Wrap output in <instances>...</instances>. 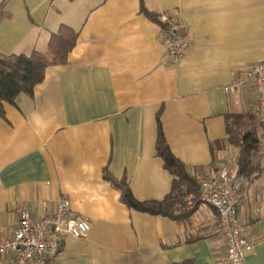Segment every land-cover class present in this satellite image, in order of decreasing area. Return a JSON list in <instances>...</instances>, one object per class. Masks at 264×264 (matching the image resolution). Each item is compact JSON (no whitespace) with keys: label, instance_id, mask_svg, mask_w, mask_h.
<instances>
[{"label":"crops","instance_id":"crops-1","mask_svg":"<svg viewBox=\"0 0 264 264\" xmlns=\"http://www.w3.org/2000/svg\"><path fill=\"white\" fill-rule=\"evenodd\" d=\"M141 2L188 32L179 65ZM3 11L0 54L45 52L61 24L78 38L32 96L4 103L0 237L16 229L21 204L41 216L66 197L90 229L65 237L49 264H218L225 242L210 205L200 201L181 220L152 215L129 208L103 178L104 170L124 178L139 200L169 192L172 177L155 150L160 110L171 153L198 183L220 168L223 153L237 159L228 135L256 129L261 171L247 178L237 214L253 242L245 264H264V125L251 86L223 91L264 58V0H5ZM0 264L11 255L0 254Z\"/></svg>","mask_w":264,"mask_h":264},{"label":"built area","instance_id":"built-area-1","mask_svg":"<svg viewBox=\"0 0 264 264\" xmlns=\"http://www.w3.org/2000/svg\"><path fill=\"white\" fill-rule=\"evenodd\" d=\"M162 26L163 46L173 65H179L185 53L188 32L177 18L162 11L158 14ZM251 86L255 95V114L264 125V58L241 69L223 86L225 93H237ZM220 168L200 179V201L215 209L219 232L225 251L218 264H245L246 255L253 248L252 240L244 234L237 214V202L247 178L238 173L237 159L227 153L221 155ZM18 225L10 237H0V254H10L11 264H49L65 237L82 238L90 229L88 219L76 215L68 198L59 197L55 208L41 216L21 204L17 209Z\"/></svg>","mask_w":264,"mask_h":264},{"label":"trees","instance_id":"trees-1","mask_svg":"<svg viewBox=\"0 0 264 264\" xmlns=\"http://www.w3.org/2000/svg\"><path fill=\"white\" fill-rule=\"evenodd\" d=\"M5 0L0 2V19L3 17ZM140 11L155 22L158 15L150 13L141 2ZM78 32L61 24L50 35L45 52L32 51L29 54H0V118L4 117V103L15 104L20 93L33 95L34 88L42 82L48 66L67 62L69 52L76 45ZM236 117L239 115L236 114ZM156 154L163 160V166L171 174L169 192L159 200H139L135 198L124 178L113 177L106 170L103 178L120 193V199L129 208L152 215L166 216L181 220L194 210L200 202L198 181L189 174L185 165L170 151L160 122V110L156 115ZM226 142L237 149V171L246 178L261 171V145L256 129L248 128L240 136L228 135Z\"/></svg>","mask_w":264,"mask_h":264}]
</instances>
